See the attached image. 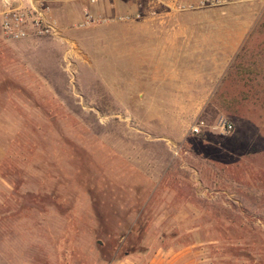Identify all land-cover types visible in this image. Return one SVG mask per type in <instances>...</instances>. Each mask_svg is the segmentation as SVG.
Returning a JSON list of instances; mask_svg holds the SVG:
<instances>
[{
  "label": "rangeland",
  "instance_id": "obj_1",
  "mask_svg": "<svg viewBox=\"0 0 264 264\" xmlns=\"http://www.w3.org/2000/svg\"><path fill=\"white\" fill-rule=\"evenodd\" d=\"M179 1L0 33V264H264V0Z\"/></svg>",
  "mask_w": 264,
  "mask_h": 264
},
{
  "label": "built area",
  "instance_id": "obj_2",
  "mask_svg": "<svg viewBox=\"0 0 264 264\" xmlns=\"http://www.w3.org/2000/svg\"><path fill=\"white\" fill-rule=\"evenodd\" d=\"M220 0H203L200 4L215 3ZM236 0H221L235 2ZM123 2L129 5L131 12L118 16L121 20L142 19L149 9L153 14L162 9L187 11L190 4H182L179 0H0V33L10 41H22L29 38L58 37L60 30L54 14V6L76 5L79 9L80 27H88L96 22L114 19L111 15L94 10L100 3L114 5ZM231 130V125H226ZM198 133V127L193 129Z\"/></svg>",
  "mask_w": 264,
  "mask_h": 264
},
{
  "label": "crops",
  "instance_id": "obj_3",
  "mask_svg": "<svg viewBox=\"0 0 264 264\" xmlns=\"http://www.w3.org/2000/svg\"><path fill=\"white\" fill-rule=\"evenodd\" d=\"M158 33H160V34H164V35H166V36H175V37H180L181 36V34H177V33H174V32H172V34H166V32H163V31H158ZM187 36H189V35H187ZM191 48V47H190ZM198 50H197V52H201L202 50H203V52H206V49H207V47L205 46V45H202V46H199V47H196ZM192 51H190L189 53H191ZM223 52V51H222ZM205 79V78H204ZM205 94V93H204Z\"/></svg>",
  "mask_w": 264,
  "mask_h": 264
}]
</instances>
